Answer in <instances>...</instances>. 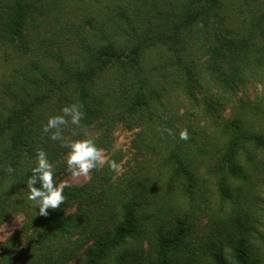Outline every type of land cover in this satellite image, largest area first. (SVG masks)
<instances>
[{
	"label": "trees",
	"instance_id": "16d2710c",
	"mask_svg": "<svg viewBox=\"0 0 264 264\" xmlns=\"http://www.w3.org/2000/svg\"><path fill=\"white\" fill-rule=\"evenodd\" d=\"M74 103L65 141L106 162L41 216L27 178L39 150L69 174L42 127ZM18 215L0 264H264V0H0V227Z\"/></svg>",
	"mask_w": 264,
	"mask_h": 264
},
{
	"label": "clouds",
	"instance_id": "9594fccd",
	"mask_svg": "<svg viewBox=\"0 0 264 264\" xmlns=\"http://www.w3.org/2000/svg\"><path fill=\"white\" fill-rule=\"evenodd\" d=\"M61 115L48 118L43 125L42 131L49 133V138L53 141H60L62 146L68 149L66 155V168L73 177L88 178L90 172L98 166L103 165L105 157L102 150L90 139H78L66 142L63 136L64 127L69 124L75 128L81 127V120L84 117L82 105L74 103L64 106ZM162 131L172 135L171 129ZM75 134V133H74ZM181 140H187L189 133L187 129H182L178 133ZM36 166L32 169V174L27 178L28 200L32 201L38 208V215L47 216L48 210L59 208L65 201L64 189L68 187L66 183L56 184L54 182V168L49 162L47 154L43 150L36 153ZM108 166L116 170L119 166L115 161H107ZM9 173L14 170L9 167ZM39 184V187L34 185Z\"/></svg>",
	"mask_w": 264,
	"mask_h": 264
},
{
	"label": "rangeland",
	"instance_id": "374dc122",
	"mask_svg": "<svg viewBox=\"0 0 264 264\" xmlns=\"http://www.w3.org/2000/svg\"><path fill=\"white\" fill-rule=\"evenodd\" d=\"M262 92V85L259 83L251 84L246 87V93L244 96H247L250 100H253L257 94ZM243 96V97H244ZM230 114V109H225V116ZM115 136V147L121 149L125 153V159L131 157L133 150L130 148L131 139L134 136L133 131H126L123 129H117L114 133ZM102 155L106 158L107 154L102 152ZM89 178V177H88ZM84 177H73L70 173L66 175L59 183L63 182L67 185H80L88 180ZM23 216L18 215L12 218L11 220L6 221L0 227V242L8 238L13 232H15L22 224Z\"/></svg>",
	"mask_w": 264,
	"mask_h": 264
}]
</instances>
